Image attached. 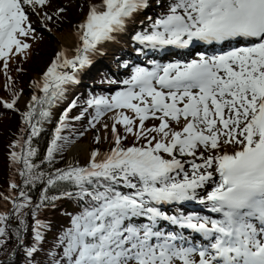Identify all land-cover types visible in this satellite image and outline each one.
<instances>
[{
  "label": "snow or ice",
  "instance_id": "6c2138e0",
  "mask_svg": "<svg viewBox=\"0 0 264 264\" xmlns=\"http://www.w3.org/2000/svg\"><path fill=\"white\" fill-rule=\"evenodd\" d=\"M48 3L0 0V59L5 69L13 49L21 53L30 47L21 39L35 31L27 9L35 12ZM148 6L149 0H101L90 6L77 26L80 44L74 55L59 52L42 83H35L42 95L33 94L22 113L27 136L11 145L19 148L10 157L21 165L23 185H44L39 202L33 205L23 189L19 197L0 196L12 201L18 216L26 215L27 208L36 217L39 209L55 208L64 198L78 202L80 211L69 214L70 226L58 236L55 247L61 252L58 259L51 254L52 264H264V0H170L166 12L149 18V29L133 36L142 46L138 53L170 46L187 49L197 42L235 46L212 55L201 52L188 61L136 65L121 90L110 98H89L88 107L73 117L80 120L94 108L89 120L94 128L106 112L116 110L109 152L94 149L86 165L50 172L34 163L38 150L33 141L45 131L51 109L64 99L68 86L78 82L77 73L92 63L98 46L114 40ZM65 10L59 8L57 15ZM18 99L16 94L0 103L14 109ZM76 105L73 100L60 115L42 164L51 165L73 142L62 133ZM149 119L160 123L145 128ZM118 124L145 143L123 146L126 137H121ZM100 139L97 135L96 141ZM19 187L10 184V189ZM53 188L58 194L48 195ZM189 202L217 215L164 211L165 206L183 208ZM7 219V213H0V224ZM20 223L26 228L24 219ZM161 224L174 230L166 231ZM46 227L35 220L37 245ZM192 234L201 239L193 242ZM5 235L0 226V237ZM37 251L33 246L26 254L33 257Z\"/></svg>",
  "mask_w": 264,
  "mask_h": 264
},
{
  "label": "trees",
  "instance_id": "16d2710c",
  "mask_svg": "<svg viewBox=\"0 0 264 264\" xmlns=\"http://www.w3.org/2000/svg\"><path fill=\"white\" fill-rule=\"evenodd\" d=\"M30 47L25 49L23 52L18 54H23L21 59L26 58V55L29 53L33 44H29ZM116 57L118 58V62L123 63V65L128 64L129 60L126 58V54L124 52H119ZM20 60H12L9 63L7 69L4 70L3 76V87H0V92L6 93L8 96L12 97L18 92L25 91L28 93L29 102L33 94L42 95L41 92H36L34 89L26 86L24 80L27 79L28 73L22 70V66L24 63ZM29 61L26 63V65ZM122 65V64H121ZM122 65V67H123ZM31 65L29 64L28 67ZM27 77H23V76ZM10 78V79H9ZM85 82L87 84L79 83V91L72 98V100H76V107L71 109L68 117L69 127L66 128L62 135L69 136L73 141L65 150L56 155L55 161L52 163L56 168V164L62 162V166L65 168L68 164H72L74 161H69L67 159V153L69 148L74 144V142L88 139L92 142L95 149L100 150L98 147L99 142L96 141V136L100 133V125L104 122V119L108 115L109 112H106L102 117H100L99 122L96 123V126L93 128L89 124V120L93 115H95L94 108H88V112L85 116L80 120H75L73 117L80 115L84 108L88 107L86 101L93 96H105L110 97V94L106 91V88L101 86V84H114V77L110 74L109 69L103 62H99L95 65L94 68L88 73L85 77ZM93 83L92 85H89ZM98 85V86H96ZM2 100V99H0ZM3 101V100H2ZM62 101V100H61ZM27 108L21 109H8L3 106V103H0V193L3 196H10L9 190L14 193L13 197H19V191L23 189L28 195L31 197L32 202L34 203L36 197L40 194L41 189L43 190V183H37L35 187L25 186L23 185V178L20 176L18 169L21 167L19 164L13 163L10 157V152L13 150L19 151V148L13 149L11 145L13 142L17 141L20 138H26L27 132L22 131L26 127L22 120V113L26 111ZM64 112V111H63ZM59 120V117L51 118L50 122L44 124L45 131L41 134L40 137L35 138L33 141V147H36L38 150V155L33 158L34 163L40 165L39 170L48 172L46 167L49 166L48 163H41L44 160L46 149L48 146V142L51 139L54 129L56 127V123ZM159 124H157L158 126ZM83 133V135H80ZM131 140L133 144L140 146L145 143L144 140H137L136 137L131 134ZM130 143V144H131ZM126 144L125 140H122V145L125 147L132 146ZM3 149V150H1ZM111 150V149H110ZM108 150V152L110 151ZM107 153V152H106ZM60 158V159H59ZM59 159V161H58ZM83 166L86 164L78 163ZM62 167V168H63ZM16 182L20 187L17 189H10V184L12 182ZM66 190H73L68 188ZM58 189L53 188L50 189L48 195H57ZM2 196V197H3ZM10 204L13 208V203L9 200ZM39 202V201H38ZM56 207H46L39 209L37 211L36 217L31 215V212L28 214V221L26 224L25 234L22 236V243L18 247V250L14 253V248L19 243V236L17 235V230L21 231V223L20 220L25 218V215L18 216L14 214V209L10 212L7 207H0L1 213H11V218H8L3 224L0 226L6 229V235L0 237L3 239L5 243L0 245V264H52L53 256L52 253H56V258H59V253L61 249L55 247L57 243L58 236L62 233V231L70 226V215L75 214L80 211V205L75 199L64 198L57 200L55 202ZM28 209H24L23 212L26 213ZM10 219V221H9ZM39 219L44 222L48 227L42 229L44 239L37 245L34 239L33 226L35 224V220ZM36 246L38 251L33 255V257H28L26 254V249ZM13 248V249H12ZM14 253V256L11 255ZM6 257V259H5ZM21 259V260H20ZM20 260V261H19Z\"/></svg>",
  "mask_w": 264,
  "mask_h": 264
},
{
  "label": "rangeland",
  "instance_id": "374dc122",
  "mask_svg": "<svg viewBox=\"0 0 264 264\" xmlns=\"http://www.w3.org/2000/svg\"><path fill=\"white\" fill-rule=\"evenodd\" d=\"M96 1L97 0L95 1L94 0H49V3L46 6H43V7L38 6L35 12H33L31 9H27V12L29 15V21L32 25V28L35 31L31 32L27 37H24L21 39L24 40V42L28 44L32 43L33 46L30 49L29 53L26 55V58L24 59H21L23 54L15 53V50L13 49V53L9 55V57L7 58V62L9 66V63L12 60L17 61L21 59V62L24 63V66H22V70L28 73V77L25 75L23 76L24 78L27 77V79L24 80V82L26 83V86L28 87V89L30 87L34 89L36 92H40L35 87V83L36 82L42 83V77H43L44 72L47 71V68L51 65L53 60L57 58V54L61 52L60 50L61 48L59 47L62 43L61 36L68 34L72 32L73 30H75L77 26L80 24L79 22H81V20L84 18L86 12H88L90 2H96ZM169 2L170 0H150L149 6L146 9L141 10V13L138 15V17L132 21L133 24L134 25L138 24L139 26L144 25V23L151 24V20L149 18H152V20H154L155 18L158 17V15L166 12ZM59 8H65L66 10L63 13H59L57 15V11ZM46 16H51L52 19L49 20L46 18ZM116 36H115V39L117 38L116 41L120 40L121 44L119 43L120 45L116 47L115 46L109 47V48L107 47L103 51H100L101 53L98 52L94 54L96 55V58L95 56L92 57V63L89 66H87L85 69L77 73L78 82L68 86V90L65 93L64 99L51 109L53 118L60 117L63 111L66 108H68L69 104L73 101L72 98L76 95V93L80 89L79 83L87 84L85 82L84 77L88 73H90L92 68H94L95 65L98 64L99 62L104 61L108 65L106 67L109 69L110 74L114 77V81H115L114 84L112 85L101 84V86L106 88V91L110 94V97L124 87V85L121 82L127 79L128 77H130L132 73V69L136 65L150 66L148 65L149 60H155L161 64L171 62L169 59L166 58V56L153 57L154 55H157L158 51L153 52V53L148 52L147 55H145L143 52L138 53L137 49L141 48L142 47L141 45L134 42V40H131L130 38L126 37L127 38L126 39L125 37L120 38L122 37L120 35H116ZM122 50L126 54V58L129 60L127 67H125L123 63L118 62L119 61L118 58L115 57L116 53H118L117 51H122ZM196 56L197 54H194L193 57H191V59L195 58ZM28 61L29 63L26 65ZM29 64L31 65L30 67H28ZM121 64L123 65V67ZM4 70H5L4 60L0 59V87L1 88L3 87L2 74ZM92 84L93 83L89 85H92ZM17 94H19V99L17 100L15 109L27 108V105L29 103L28 93H26L25 91H22V92H18ZM14 96L10 97L4 92H0V99H2L3 101H11ZM115 111L116 110L110 111L108 115L106 116V118L104 119V122L100 125L99 136L101 139H100V143L98 147L100 148L99 151L101 153H106L108 152V150L114 147V136L111 131V126L113 124V116L115 114ZM121 111H123L126 115L130 117H135V114L130 109H122ZM137 123H138V120H137ZM159 123L160 121L157 119H149L145 121V128H151L154 125L157 126V124ZM105 124L108 125L107 129L104 127ZM182 124H183V120L181 121V125ZM172 126L174 129L179 130L175 122H172ZM117 129L121 137H126V139H122V140L123 141L125 140L126 144L127 143L130 144L132 142L131 133L125 132L123 124H118ZM152 135H155V133H153ZM150 138L151 136H149V139ZM18 140H21V138ZM75 145H79V146L77 149L73 151V148ZM130 145H133V143H131ZM94 149H95L94 145L92 144L90 140L88 141V139L76 141L69 148L68 153H67V159L69 161L71 160L74 161L72 164H77V163L86 164L88 163L90 154ZM184 159H191V158L185 157ZM56 165H57L56 168L63 167L62 162L57 163ZM52 167H54V164L47 166L46 170H48V172L54 171V169H51ZM9 195L13 196L14 193L9 190ZM39 197H40V194L36 197V200L33 203V205L38 203ZM197 205H200V204H197ZM1 206L7 207L10 212L13 209L9 200H4L2 196H0V207ZM192 207L193 208H186V209L183 207L182 208L183 210L181 211H183L185 214L198 213L200 215H213L212 213H208L204 211V209L202 208H205V206L203 205H200L199 207H196V208H194L195 206H192ZM176 208L179 209L178 207ZM164 211L169 212V210H164ZM10 212L8 214V218H11ZM30 212H31L30 209L26 211V215L24 218V220L26 221V224L28 221V214ZM171 213H173V211ZM216 215L214 214L213 216L215 217ZM160 226L163 227L166 231H168L169 226H166L165 224H161ZM25 230H26L25 227L21 228V231H20L21 235L19 236L20 241L14 249L12 248L14 250V253L18 250V247L22 243L21 240H22L23 234H25ZM185 233L189 235V233L184 232V234ZM193 242H195V240ZM14 253L11 255V257L14 256ZM15 264H18V262Z\"/></svg>",
  "mask_w": 264,
  "mask_h": 264
},
{
  "label": "bare ground",
  "instance_id": "6f19581e",
  "mask_svg": "<svg viewBox=\"0 0 264 264\" xmlns=\"http://www.w3.org/2000/svg\"><path fill=\"white\" fill-rule=\"evenodd\" d=\"M95 1V0H94ZM150 1V0H149ZM101 3V0H97L96 2H90V6L91 5H93V4H100ZM89 6V7H90ZM88 10H89V8H88ZM141 13V11L140 12H138L135 16H134V18L132 19V21L133 20H135L137 17H138V15ZM86 15H87V12H86V14H85V16H84V18L81 20V22H79V23H82L83 22V20L85 19V17H86ZM131 21V23H129L128 24V26H127V28H126V30L124 31V32H122V33H118V34H116V35H120V36H122V37H120V38H130L131 40H133L132 38H133V36L135 35V33L137 32V31H143V30H146V29H149L150 28V23L149 24H145L144 23V25H142V26H139L138 24H136V25H134L133 24V22ZM117 37V36H116ZM119 38V37H118ZM126 38V39H127ZM117 39V38H116ZM116 39L115 40H111V41H107V42H105V43H103L102 45H100V46H98V51L96 52V53H98V52H100V51H103L104 49H106L107 47L109 48V47H113V46H119L121 43H120V40L118 41H116ZM61 45L59 46L61 49V51H64L65 52V54L67 55V56H69V57H71L72 55H74V52H75V49L79 46V44H80V41H79V38H78V36H77V28L75 29V30H73L72 32H70V33H68V34H65V35H63V36H61ZM127 42H128V40H127ZM120 43V44H119ZM129 44V43H128ZM179 48H176V47H174V46H170V47H168V48H165V49H162V50H159L158 51V53H157V55L158 56H160V57H163V56H166V58L167 59H169L171 62L172 61H188V60H191V54H192V52H191V49L190 48H187V49H180V50H178ZM124 50V49H123ZM117 51L118 53L119 52H124V51ZM151 52V51H150ZM101 53V52H100ZM118 53H116V55L118 54ZM151 53H153V52H151ZM95 54V53H94ZM92 55V57L93 56H95V58H96V55ZM156 56V55H155ZM116 57V56H115ZM106 66H108L104 61H102ZM78 146L79 145H75L74 146V148H73V151L75 150V149H77L78 148ZM198 203H196V202H189V203H186L185 205H184V208L186 209V208H193L192 206H196ZM200 205H197V207H199ZM177 206L176 205H173L171 208H169V207H167V206H165V208H164V210H169V213H171L172 211L173 212H176V211H181V210H183L182 208H179V209H177L176 208ZM202 209H204V211H206V212H208V210H207V208L205 207V208H202ZM209 213V212H208ZM214 215V214H213ZM216 215V214H215ZM170 226V225H169ZM172 227V226H171ZM173 228V227H172ZM195 235L196 234H192V236L195 238Z\"/></svg>",
  "mask_w": 264,
  "mask_h": 264
}]
</instances>
